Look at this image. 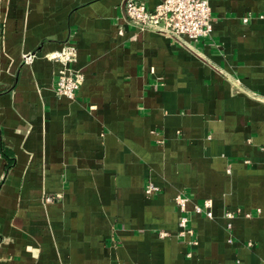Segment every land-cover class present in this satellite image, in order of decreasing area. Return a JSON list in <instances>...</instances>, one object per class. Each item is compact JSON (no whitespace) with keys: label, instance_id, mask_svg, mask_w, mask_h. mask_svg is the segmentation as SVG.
I'll return each mask as SVG.
<instances>
[{"label":"crops","instance_id":"crops-1","mask_svg":"<svg viewBox=\"0 0 264 264\" xmlns=\"http://www.w3.org/2000/svg\"><path fill=\"white\" fill-rule=\"evenodd\" d=\"M209 2L186 46L123 0H0V264H264V0Z\"/></svg>","mask_w":264,"mask_h":264},{"label":"built area","instance_id":"built-area-1","mask_svg":"<svg viewBox=\"0 0 264 264\" xmlns=\"http://www.w3.org/2000/svg\"><path fill=\"white\" fill-rule=\"evenodd\" d=\"M122 9L125 23H130L139 29L155 31L186 46H189L190 40L208 36L212 31L209 0H161L153 8H148L146 3L141 0H123ZM246 19L247 17L244 18V20ZM33 56L32 52L25 53L22 60L24 63H29ZM48 57L60 64L55 71L53 88L55 93L70 99L74 98L84 80L83 74L73 68V63L77 58L76 47L66 44ZM156 190L158 187L150 182L144 187L147 194ZM51 199V197H46L47 201H51ZM174 200L180 213L178 223L183 227L188 221L186 210L189 199L186 195L179 193ZM212 206V199L206 197L201 205L194 204L193 211L212 217ZM238 212L240 211L237 210ZM225 215L232 218L235 213L227 211ZM228 225L230 226V223ZM159 234L164 236L168 232L160 231Z\"/></svg>","mask_w":264,"mask_h":264}]
</instances>
